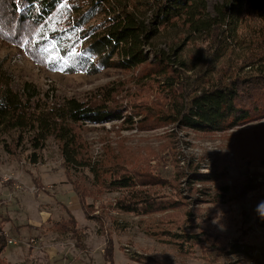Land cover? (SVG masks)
Here are the masks:
<instances>
[{
  "label": "rangeland",
  "instance_id": "obj_1",
  "mask_svg": "<svg viewBox=\"0 0 264 264\" xmlns=\"http://www.w3.org/2000/svg\"><path fill=\"white\" fill-rule=\"evenodd\" d=\"M206 1L213 16L221 0ZM17 21L7 22L4 37L19 30ZM0 63L16 86L27 82L41 93L86 100L114 90L113 102L132 123L122 118L82 124L76 129L79 140L92 162L119 165L138 180L135 191L159 205L144 215L118 212L128 192L94 184L87 172L65 173L53 140L30 164L28 146L16 149L12 135H0V228L15 241L1 254V264H103L109 246L113 264H264V119L221 133L159 124L147 116L141 120L145 108L160 111L164 100L155 88H138L139 69L92 76L53 72L3 38ZM68 214L84 236L85 251L50 229ZM198 232L206 243H173V234ZM234 244L249 254L234 253Z\"/></svg>",
  "mask_w": 264,
  "mask_h": 264
},
{
  "label": "trees",
  "instance_id": "obj_2",
  "mask_svg": "<svg viewBox=\"0 0 264 264\" xmlns=\"http://www.w3.org/2000/svg\"><path fill=\"white\" fill-rule=\"evenodd\" d=\"M19 6L17 11V0H0V38L53 72L92 76L139 69L138 88H155L164 100L160 111L145 108L141 120L221 133L264 119V0H221L213 16L206 0H19ZM11 19L18 20L19 30L4 37ZM224 54L227 61L218 63ZM111 91L86 100L41 93L27 82L16 86L0 63V135H12L16 149L28 146L30 164L53 140L65 173L87 172L94 184L127 191L115 210L144 215L159 205L135 191L138 180L119 165L92 162L76 130L122 118L132 123ZM50 227L85 251L73 216ZM173 235L179 247L206 243L201 232ZM6 242L0 228V253ZM231 250L249 254L243 245ZM103 262L113 264L110 246Z\"/></svg>",
  "mask_w": 264,
  "mask_h": 264
},
{
  "label": "built area",
  "instance_id": "obj_3",
  "mask_svg": "<svg viewBox=\"0 0 264 264\" xmlns=\"http://www.w3.org/2000/svg\"><path fill=\"white\" fill-rule=\"evenodd\" d=\"M7 244H9V245H15V241H13L11 239H7Z\"/></svg>",
  "mask_w": 264,
  "mask_h": 264
},
{
  "label": "snow or ice",
  "instance_id": "obj_4",
  "mask_svg": "<svg viewBox=\"0 0 264 264\" xmlns=\"http://www.w3.org/2000/svg\"><path fill=\"white\" fill-rule=\"evenodd\" d=\"M21 9H20V6H19V0H17V11H20ZM42 38H44V39H47V37H42Z\"/></svg>",
  "mask_w": 264,
  "mask_h": 264
},
{
  "label": "crops",
  "instance_id": "obj_5",
  "mask_svg": "<svg viewBox=\"0 0 264 264\" xmlns=\"http://www.w3.org/2000/svg\"><path fill=\"white\" fill-rule=\"evenodd\" d=\"M7 246H10V245H7ZM6 248H7V247H5V249H6ZM5 249H3V250L1 251L0 256H1V254L3 253V251H4Z\"/></svg>",
  "mask_w": 264,
  "mask_h": 264
},
{
  "label": "clouds",
  "instance_id": "obj_6",
  "mask_svg": "<svg viewBox=\"0 0 264 264\" xmlns=\"http://www.w3.org/2000/svg\"><path fill=\"white\" fill-rule=\"evenodd\" d=\"M262 207H264V205H262ZM262 216H264V213H261Z\"/></svg>",
  "mask_w": 264,
  "mask_h": 264
}]
</instances>
